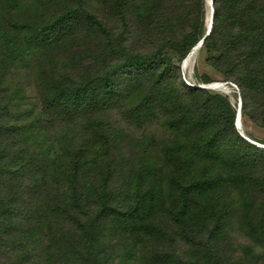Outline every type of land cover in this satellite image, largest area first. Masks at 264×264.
I'll list each match as a JSON object with an SVG mask.
<instances>
[{"label":"trees","instance_id":"16d2710c","mask_svg":"<svg viewBox=\"0 0 264 264\" xmlns=\"http://www.w3.org/2000/svg\"><path fill=\"white\" fill-rule=\"evenodd\" d=\"M201 39L264 127V0H0V264H264V147L183 81Z\"/></svg>","mask_w":264,"mask_h":264},{"label":"rangeland","instance_id":"374dc122","mask_svg":"<svg viewBox=\"0 0 264 264\" xmlns=\"http://www.w3.org/2000/svg\"><path fill=\"white\" fill-rule=\"evenodd\" d=\"M209 15V9H207ZM205 52L199 46H195L189 54L180 62L181 68V77L183 81L188 85H206L210 90L219 92L224 95L223 103L226 106L230 116L234 118L235 124V115L237 108L239 106V91L237 86L230 81H225L222 75L216 71L213 67L208 66L204 61ZM186 64V65H185ZM195 73L198 74H207L211 81L209 82H198L195 77ZM211 86V87H209ZM109 120L112 124H115L119 127H127L125 119L122 118V115L118 110H113L109 113ZM239 131L240 135L244 138L249 139L251 142L255 143L258 146L264 147L263 143L259 141H264V127H260L252 123L248 118L241 116L240 119H237V126H235ZM253 136L255 140L249 138Z\"/></svg>","mask_w":264,"mask_h":264},{"label":"water","instance_id":"95a60500","mask_svg":"<svg viewBox=\"0 0 264 264\" xmlns=\"http://www.w3.org/2000/svg\"><path fill=\"white\" fill-rule=\"evenodd\" d=\"M210 14H209V19H208V24H207V31H206V34L208 33V31H209V29H210V26H211V22H212V9L210 8ZM202 40L203 39H201L199 42H198V44H197V46H200V44L202 43ZM238 116H240V99H239V106H238V108H237V112H236V115H235V126H237V119L236 118H238ZM247 140H249V139H247ZM250 141V140H249ZM251 142V141H250ZM253 143V142H252Z\"/></svg>","mask_w":264,"mask_h":264},{"label":"built area","instance_id":"2783aa9c","mask_svg":"<svg viewBox=\"0 0 264 264\" xmlns=\"http://www.w3.org/2000/svg\"><path fill=\"white\" fill-rule=\"evenodd\" d=\"M200 86H202V87H207L206 85H200ZM209 87H211V86H209Z\"/></svg>","mask_w":264,"mask_h":264},{"label":"bare ground","instance_id":"6f19581e","mask_svg":"<svg viewBox=\"0 0 264 264\" xmlns=\"http://www.w3.org/2000/svg\"><path fill=\"white\" fill-rule=\"evenodd\" d=\"M208 21V20H207ZM186 65V64H185ZM240 117H241V115L240 116H238V118H236V119H240Z\"/></svg>","mask_w":264,"mask_h":264}]
</instances>
